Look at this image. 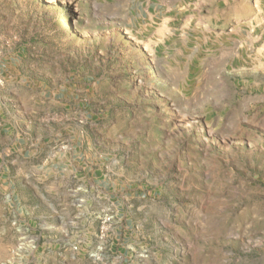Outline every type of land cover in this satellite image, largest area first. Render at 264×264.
Masks as SVG:
<instances>
[{
	"label": "rangeland",
	"instance_id": "rangeland-1",
	"mask_svg": "<svg viewBox=\"0 0 264 264\" xmlns=\"http://www.w3.org/2000/svg\"><path fill=\"white\" fill-rule=\"evenodd\" d=\"M0 264H264V0H0Z\"/></svg>",
	"mask_w": 264,
	"mask_h": 264
}]
</instances>
